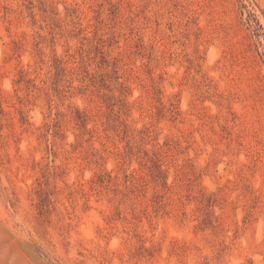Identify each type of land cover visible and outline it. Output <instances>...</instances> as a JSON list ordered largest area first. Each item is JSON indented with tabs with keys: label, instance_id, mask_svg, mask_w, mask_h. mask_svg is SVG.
Returning a JSON list of instances; mask_svg holds the SVG:
<instances>
[{
	"label": "rangeland",
	"instance_id": "rangeland-1",
	"mask_svg": "<svg viewBox=\"0 0 264 264\" xmlns=\"http://www.w3.org/2000/svg\"><path fill=\"white\" fill-rule=\"evenodd\" d=\"M0 264H264V0H0Z\"/></svg>",
	"mask_w": 264,
	"mask_h": 264
}]
</instances>
